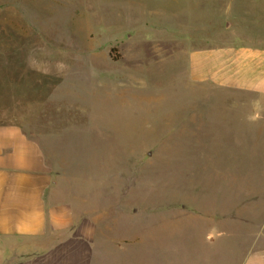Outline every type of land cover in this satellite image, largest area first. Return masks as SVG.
<instances>
[{"label": "rangeland", "instance_id": "obj_1", "mask_svg": "<svg viewBox=\"0 0 264 264\" xmlns=\"http://www.w3.org/2000/svg\"><path fill=\"white\" fill-rule=\"evenodd\" d=\"M163 9L182 19V0H0V117H27L95 218L92 264H244L264 236V129L186 76L182 32L149 23Z\"/></svg>", "mask_w": 264, "mask_h": 264}, {"label": "crops", "instance_id": "obj_2", "mask_svg": "<svg viewBox=\"0 0 264 264\" xmlns=\"http://www.w3.org/2000/svg\"><path fill=\"white\" fill-rule=\"evenodd\" d=\"M158 13L163 20L150 24L182 32L186 76L226 93L247 110L242 120L264 129V0H182V19L173 10ZM10 118L0 120V264H92L95 218L78 215L63 197L58 168L26 128L27 117ZM255 237L248 235V251ZM262 239L244 264H264Z\"/></svg>", "mask_w": 264, "mask_h": 264}]
</instances>
